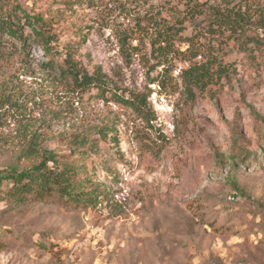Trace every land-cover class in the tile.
<instances>
[{
    "label": "rangeland",
    "instance_id": "374dc122",
    "mask_svg": "<svg viewBox=\"0 0 264 264\" xmlns=\"http://www.w3.org/2000/svg\"><path fill=\"white\" fill-rule=\"evenodd\" d=\"M19 1L56 19L61 44L76 46L83 71L149 94L155 120L96 90L71 93L53 71H40L43 56L32 52L29 74L17 84L46 100L32 113L38 120L32 133L44 150L76 154L70 159L79 164L77 153L89 149L83 161L114 198L98 207L67 206L57 197L17 204L4 184L0 264H264V123L252 114L264 119V51L258 67L235 55L240 74L195 100L170 69L156 104L150 81L164 67L150 70L146 33L152 23H173L206 0ZM137 28L142 50L132 54L120 36ZM18 128L13 120L0 128V170L40 160L21 155ZM109 128L113 144L99 134Z\"/></svg>",
    "mask_w": 264,
    "mask_h": 264
},
{
    "label": "trees",
    "instance_id": "16d2710c",
    "mask_svg": "<svg viewBox=\"0 0 264 264\" xmlns=\"http://www.w3.org/2000/svg\"><path fill=\"white\" fill-rule=\"evenodd\" d=\"M40 1L31 0L30 3ZM55 20L42 11L26 9L19 0H0V128L7 126L10 120L19 123L17 131L24 139L21 155L27 159L40 157L29 168L0 170V187L8 184L7 195L17 204L29 199L43 202L57 197L67 206L98 207L114 197L83 161L90 156L89 149L77 153L79 164L70 159L76 154L70 157L66 153L44 150L36 133H32V127L38 123L32 113L46 100H40L38 94L30 96L17 85L21 75L29 74L25 69L26 63L33 58L32 52L43 56L38 65L40 71L44 74L53 71L55 80L71 93L80 95L96 90L103 100L123 105L148 122L155 119L148 115L149 94L124 89L101 73L83 71L76 60V46L61 44ZM188 23H191L190 30ZM151 26L146 33L153 61L150 70L164 67V72L154 77L151 84L158 83L162 87L168 70L175 74L179 65L187 62L189 66L183 67L178 77L187 97L195 100L210 87H224L240 74L231 61L235 55L252 67H258L259 56L264 51V0H206L201 5H192L185 16L176 18L173 23H152ZM125 30L120 36L122 49L128 47L132 54L140 53L142 47L136 40L140 29ZM133 41L138 44L133 46ZM252 114L264 123L253 109ZM111 132L109 128L105 134H99L105 139L111 136L113 144ZM81 144L85 146L87 141L83 139ZM237 195L234 193L235 198Z\"/></svg>",
    "mask_w": 264,
    "mask_h": 264
},
{
    "label": "built area",
    "instance_id": "2783aa9c",
    "mask_svg": "<svg viewBox=\"0 0 264 264\" xmlns=\"http://www.w3.org/2000/svg\"><path fill=\"white\" fill-rule=\"evenodd\" d=\"M189 66V63L185 62V63H182L179 65V70L177 72V74L179 73V71L183 68V67H188ZM151 87L153 88V95L151 97V102H154L157 104L158 100H157V88H161V86L158 84V83H153L151 84ZM150 98V96H149ZM234 200V197L230 196L228 197V201H233Z\"/></svg>",
    "mask_w": 264,
    "mask_h": 264
}]
</instances>
